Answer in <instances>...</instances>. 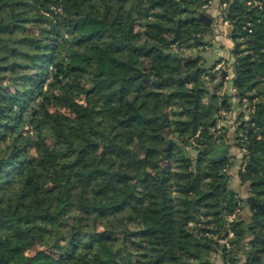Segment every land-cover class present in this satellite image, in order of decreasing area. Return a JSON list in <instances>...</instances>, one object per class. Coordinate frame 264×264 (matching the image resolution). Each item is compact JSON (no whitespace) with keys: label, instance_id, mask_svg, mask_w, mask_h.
<instances>
[{"label":"trees","instance_id":"1","mask_svg":"<svg viewBox=\"0 0 264 264\" xmlns=\"http://www.w3.org/2000/svg\"><path fill=\"white\" fill-rule=\"evenodd\" d=\"M220 3L208 66V0H0V264H264V0Z\"/></svg>","mask_w":264,"mask_h":264},{"label":"rangeland","instance_id":"2","mask_svg":"<svg viewBox=\"0 0 264 264\" xmlns=\"http://www.w3.org/2000/svg\"><path fill=\"white\" fill-rule=\"evenodd\" d=\"M220 4V5H219ZM218 3H215L214 4L212 3L211 6H208L206 7V10L205 12H207L211 17L212 19L216 20L217 21V24H220L222 27L221 29H223V32H227L228 31V28L226 27V24L224 23L225 19H224V6L221 5V3L219 2ZM215 5V6H214ZM213 7H215L216 9V13L214 14V11L212 9H214ZM212 24V21L210 23V25ZM225 26V27H223ZM220 29V28H219ZM221 29L219 31H221ZM214 29H213V34H214ZM202 39H204L205 41H207V44L204 45L203 49L207 50L211 47V44L208 42H212V37L211 35L210 36H201ZM198 52V50L195 52V51H191V50H188V52L186 53V55H195L196 53ZM224 53L229 55V52L228 50H224ZM222 64L228 69V72H229V66L227 65V63H225L224 61L222 62ZM231 82L229 84V88L224 90V92H228L230 93L231 92V88L232 86ZM237 107H239V110H241V106L237 105ZM244 109V119H247L249 117V110L246 109V107L243 108ZM237 113H235L234 115V119L231 117V116H228L227 117V120L225 119H221L220 123H224L226 125L229 126V144H228V154H231L234 156V166L229 170V179H228V185L231 186L232 188H235L237 190V192L240 194L241 197L243 198H248L249 197V192H248V189L246 186L244 185H241L239 183V180H238V170L240 169V167L242 166V164L244 163V153H245V149H243V147H241L239 144L235 143V139L233 138V135H234V130L236 128L234 121L236 122V120H240V114H239V111H236ZM230 115V114H229ZM43 182L45 183V185H48L50 184V181L48 179H45L43 180ZM251 215V208L247 205L244 206L243 208V216L248 218L249 216ZM244 256L242 257L240 263L243 264L244 263ZM214 259L217 261V262H221L220 261V258L218 256H215Z\"/></svg>","mask_w":264,"mask_h":264},{"label":"crops","instance_id":"3","mask_svg":"<svg viewBox=\"0 0 264 264\" xmlns=\"http://www.w3.org/2000/svg\"><path fill=\"white\" fill-rule=\"evenodd\" d=\"M214 2L219 4L220 0H210L209 4L206 7L211 6L212 3L214 4ZM213 8L214 9H212V10L214 11V14H215L216 13V9H215V7H213ZM224 23L226 24V27L228 28L229 25H230L229 22L227 20H225ZM210 26H212L214 28V32H215L213 34L214 36L212 37L213 38L212 42H210L211 47L209 49H207V50L203 49L200 52V54L204 56L208 66L213 65L220 58H223V60H228L229 61L228 63H231L232 62V58H231L230 50L234 46L233 40L231 39L230 35H228L227 33L223 32V29H221L222 26L220 24H217L216 20L212 19V24ZM223 27H225V26H223ZM219 28L221 29V31H219L220 30ZM224 50H228L229 55L225 54ZM195 51H197V50H195ZM229 73H231L230 69H229ZM230 82L231 81L229 79V80H227L224 83V89L223 90H226V89L229 88ZM230 86H232V85H230ZM231 103H232V109L228 113V116H231L233 118L235 113H237L236 111H240V110H239V107H237L236 98H232L231 99ZM228 143H229V141H228Z\"/></svg>","mask_w":264,"mask_h":264},{"label":"water","instance_id":"4","mask_svg":"<svg viewBox=\"0 0 264 264\" xmlns=\"http://www.w3.org/2000/svg\"><path fill=\"white\" fill-rule=\"evenodd\" d=\"M197 9L198 7H195L193 10H197ZM199 12H200L199 18L202 20L203 24L205 25V28L209 29L210 23L212 21V17L207 12H205L203 9H200ZM189 16L194 17L195 15L191 14ZM231 31H232V27L231 25H229L228 31L226 33L230 35ZM191 74H194V72H192ZM209 99H210V102H212L213 100L212 93L209 95ZM215 116H217V114ZM212 145L217 148V154H214L213 152H211L209 154L210 159L215 160V161H220L222 159H225L228 156V142L226 140L222 141L219 144L212 142ZM247 199L251 205L260 204V202L256 201L252 196H249Z\"/></svg>","mask_w":264,"mask_h":264},{"label":"built area","instance_id":"5","mask_svg":"<svg viewBox=\"0 0 264 264\" xmlns=\"http://www.w3.org/2000/svg\"><path fill=\"white\" fill-rule=\"evenodd\" d=\"M226 6V4L224 5V7ZM221 67V64L217 65V69ZM233 91V87L231 88V92ZM234 118V117H233ZM222 125H226L224 123H222ZM227 126V125H226ZM231 235H233V233H231ZM223 242H225L226 240H222Z\"/></svg>","mask_w":264,"mask_h":264},{"label":"flooded vegetation","instance_id":"6","mask_svg":"<svg viewBox=\"0 0 264 264\" xmlns=\"http://www.w3.org/2000/svg\"><path fill=\"white\" fill-rule=\"evenodd\" d=\"M214 154H217V148L215 147L212 151Z\"/></svg>","mask_w":264,"mask_h":264}]
</instances>
